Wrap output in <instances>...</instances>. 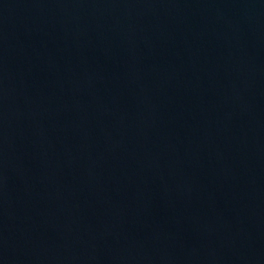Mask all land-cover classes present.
Returning <instances> with one entry per match:
<instances>
[{
    "label": "water",
    "instance_id": "obj_1",
    "mask_svg": "<svg viewBox=\"0 0 264 264\" xmlns=\"http://www.w3.org/2000/svg\"><path fill=\"white\" fill-rule=\"evenodd\" d=\"M0 264H264V0H0Z\"/></svg>",
    "mask_w": 264,
    "mask_h": 264
}]
</instances>
